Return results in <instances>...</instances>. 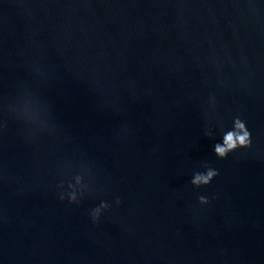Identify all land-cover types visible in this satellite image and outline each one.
<instances>
[{
  "label": "water",
  "instance_id": "1",
  "mask_svg": "<svg viewBox=\"0 0 264 264\" xmlns=\"http://www.w3.org/2000/svg\"><path fill=\"white\" fill-rule=\"evenodd\" d=\"M0 264H264V0H0Z\"/></svg>",
  "mask_w": 264,
  "mask_h": 264
},
{
  "label": "clouds",
  "instance_id": "2",
  "mask_svg": "<svg viewBox=\"0 0 264 264\" xmlns=\"http://www.w3.org/2000/svg\"><path fill=\"white\" fill-rule=\"evenodd\" d=\"M23 94V93H22ZM9 114L15 118H18L14 111L9 108ZM25 125L31 127L28 123L22 121ZM44 132L51 131L44 123ZM251 144L250 132L246 128V124L240 119L235 118L233 122V128L226 131L222 136V142H218L214 145V154L219 159H225L229 153L234 152L238 148H248ZM202 167L205 169L204 172L194 173L191 184L195 188H200L202 186H208L212 180L219 175L218 171L211 168L207 163L202 164ZM86 172H82L74 177L75 183H69L67 185L69 191L64 192V184L60 183L57 187L60 190L59 200L63 203L65 200L69 204L79 205L83 198L84 193L88 189V185L85 184ZM77 185H80V189H77ZM199 204L207 205L209 203L208 199L204 196L198 197ZM115 203L117 205L121 204L119 198L116 199ZM110 205L106 202H101L99 206L91 209L89 215L92 223L95 225L99 222L101 215L108 211Z\"/></svg>",
  "mask_w": 264,
  "mask_h": 264
}]
</instances>
